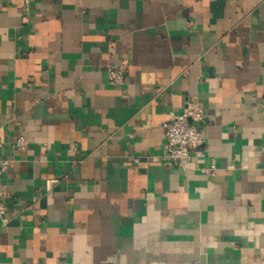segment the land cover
Listing matches in <instances>:
<instances>
[{
  "label": "crops",
  "instance_id": "crops-1",
  "mask_svg": "<svg viewBox=\"0 0 264 264\" xmlns=\"http://www.w3.org/2000/svg\"><path fill=\"white\" fill-rule=\"evenodd\" d=\"M0 158V264H264V0H0Z\"/></svg>",
  "mask_w": 264,
  "mask_h": 264
},
{
  "label": "built area",
  "instance_id": "built-area-1",
  "mask_svg": "<svg viewBox=\"0 0 264 264\" xmlns=\"http://www.w3.org/2000/svg\"><path fill=\"white\" fill-rule=\"evenodd\" d=\"M127 68L128 63L126 61L106 65L108 81L113 85L123 84ZM205 116L203 105L198 96L190 98L182 112L172 115L166 125L165 159L174 165L184 167L190 162L193 153L200 151V154L204 155V151L200 150V147L205 142L203 126ZM26 143L25 137H19L16 141L19 148L25 147ZM139 161V157L132 158L133 165H136ZM9 164V159L0 158V174L8 169ZM200 170L203 173L214 175L217 167L213 162L210 166L202 167ZM4 195L5 192L0 188V219L6 222L7 204L4 201Z\"/></svg>",
  "mask_w": 264,
  "mask_h": 264
}]
</instances>
